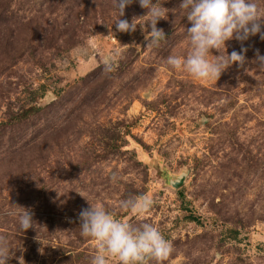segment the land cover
<instances>
[{
	"label": "rangeland",
	"instance_id": "rangeland-1",
	"mask_svg": "<svg viewBox=\"0 0 264 264\" xmlns=\"http://www.w3.org/2000/svg\"><path fill=\"white\" fill-rule=\"evenodd\" d=\"M160 3L166 39L152 48L148 18L116 30L115 0H0L8 264H90L96 242L81 235L80 212L96 204L171 241L151 264H264V40L243 42L245 63L218 81L194 79L166 64L190 51L182 0ZM145 15L135 0L121 19ZM141 195L153 200L147 213L121 207ZM17 206L32 213L26 232Z\"/></svg>",
	"mask_w": 264,
	"mask_h": 264
},
{
	"label": "clouds",
	"instance_id": "clouds-1",
	"mask_svg": "<svg viewBox=\"0 0 264 264\" xmlns=\"http://www.w3.org/2000/svg\"><path fill=\"white\" fill-rule=\"evenodd\" d=\"M135 0H115L119 18L115 22L120 33H131L137 29V21L148 18L147 26L151 31L146 36L147 47H159L166 39L163 29H158L160 20L168 18V9L160 0H138L146 15L133 18L131 23L121 19L125 9ZM264 0H182L180 8L186 11V18L191 23L187 29L190 51L187 56L170 55L166 64L171 68L183 71L197 80H219L222 73L234 64L243 65L247 49L243 42L259 35L264 40ZM241 42L239 52L226 51V43L231 40ZM212 50L220 53L212 55ZM114 56H119L115 52ZM259 66L264 67V56L257 50ZM105 72L114 71V63H107ZM115 182V174L111 177ZM153 200L147 195L130 197L121 202V207L137 215L148 212ZM18 211L12 215L18 218L20 229L24 232L33 228V216L30 210L17 206ZM80 230L83 237L96 242V252L90 264H151L168 258L173 252L171 241L151 223L133 224L117 219L101 204L83 209L80 212ZM10 249L8 241L0 237V264H8Z\"/></svg>",
	"mask_w": 264,
	"mask_h": 264
}]
</instances>
